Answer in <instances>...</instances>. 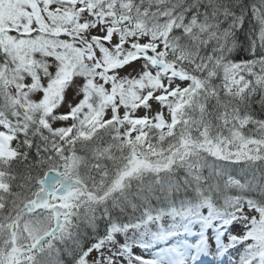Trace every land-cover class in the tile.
<instances>
[{
  "label": "snow or ice",
  "instance_id": "snow-or-ice-1",
  "mask_svg": "<svg viewBox=\"0 0 264 264\" xmlns=\"http://www.w3.org/2000/svg\"><path fill=\"white\" fill-rule=\"evenodd\" d=\"M216 236L264 264V0H0V264Z\"/></svg>",
  "mask_w": 264,
  "mask_h": 264
},
{
  "label": "rangeland",
  "instance_id": "rangeland-1",
  "mask_svg": "<svg viewBox=\"0 0 264 264\" xmlns=\"http://www.w3.org/2000/svg\"><path fill=\"white\" fill-rule=\"evenodd\" d=\"M197 231H198V227H197ZM194 233H196V232H194ZM197 240H198V237H197ZM196 243H197V242L194 241V242L192 243V245H194V244H196ZM162 247H163V244H162ZM162 247L154 248L152 251H148V250L143 249V248H141V249H139V250H137V249H133V251H135L138 255L142 254V255H144L145 257H150V256H152V255L157 254V253L160 251V248H162ZM188 264H193V261H192L190 258H188Z\"/></svg>",
  "mask_w": 264,
  "mask_h": 264
}]
</instances>
